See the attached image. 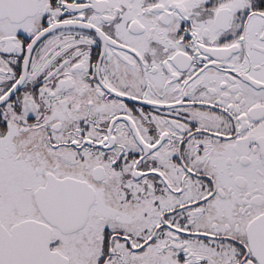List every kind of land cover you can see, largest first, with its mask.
I'll use <instances>...</instances> for the list:
<instances>
[{
  "label": "snow or ice",
  "instance_id": "6c2138e0",
  "mask_svg": "<svg viewBox=\"0 0 264 264\" xmlns=\"http://www.w3.org/2000/svg\"><path fill=\"white\" fill-rule=\"evenodd\" d=\"M0 264H264V0H0Z\"/></svg>",
  "mask_w": 264,
  "mask_h": 264
}]
</instances>
